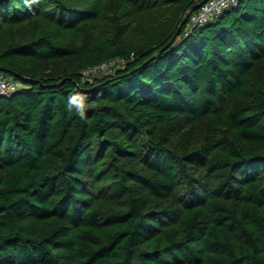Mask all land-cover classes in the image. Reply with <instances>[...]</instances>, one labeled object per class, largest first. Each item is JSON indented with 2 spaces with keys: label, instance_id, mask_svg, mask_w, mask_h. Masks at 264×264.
Returning <instances> with one entry per match:
<instances>
[{
  "label": "trees",
  "instance_id": "obj_1",
  "mask_svg": "<svg viewBox=\"0 0 264 264\" xmlns=\"http://www.w3.org/2000/svg\"><path fill=\"white\" fill-rule=\"evenodd\" d=\"M200 1L0 0V264H264V0Z\"/></svg>",
  "mask_w": 264,
  "mask_h": 264
},
{
  "label": "built area",
  "instance_id": "obj_2",
  "mask_svg": "<svg viewBox=\"0 0 264 264\" xmlns=\"http://www.w3.org/2000/svg\"><path fill=\"white\" fill-rule=\"evenodd\" d=\"M238 0H205L195 11L187 18L186 29H191L196 25H201L209 20L215 19L225 8L235 5ZM124 65L121 59H112L89 66L82 70L84 79H91L101 74L107 75L113 73L117 68ZM19 83L6 77L0 70V96L9 95L14 92Z\"/></svg>",
  "mask_w": 264,
  "mask_h": 264
},
{
  "label": "clouds",
  "instance_id": "obj_3",
  "mask_svg": "<svg viewBox=\"0 0 264 264\" xmlns=\"http://www.w3.org/2000/svg\"><path fill=\"white\" fill-rule=\"evenodd\" d=\"M90 107L91 105L88 102V97L75 90L73 94L67 98V103L65 105L69 113L75 112L82 120L86 118V112Z\"/></svg>",
  "mask_w": 264,
  "mask_h": 264
},
{
  "label": "water",
  "instance_id": "obj_4",
  "mask_svg": "<svg viewBox=\"0 0 264 264\" xmlns=\"http://www.w3.org/2000/svg\"><path fill=\"white\" fill-rule=\"evenodd\" d=\"M205 0H201L200 2H198V3H196V4H194V5H192L186 12H185V14H184V16H183V18H182V21H181V23H180V25H179V27L182 25V24H184V23H186V21H187V18L190 16V14L193 12V11H195L203 2H204ZM1 96H5V95H1Z\"/></svg>",
  "mask_w": 264,
  "mask_h": 264
},
{
  "label": "rangeland",
  "instance_id": "obj_5",
  "mask_svg": "<svg viewBox=\"0 0 264 264\" xmlns=\"http://www.w3.org/2000/svg\"><path fill=\"white\" fill-rule=\"evenodd\" d=\"M101 75H104V74H101ZM101 75H99V76H101Z\"/></svg>",
  "mask_w": 264,
  "mask_h": 264
}]
</instances>
